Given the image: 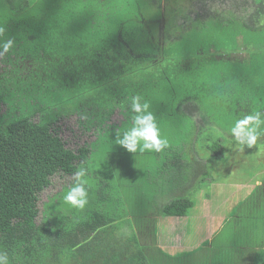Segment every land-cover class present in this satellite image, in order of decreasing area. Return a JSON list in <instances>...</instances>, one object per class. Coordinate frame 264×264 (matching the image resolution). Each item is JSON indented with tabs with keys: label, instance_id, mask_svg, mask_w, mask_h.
Segmentation results:
<instances>
[{
	"label": "trees",
	"instance_id": "16d2710c",
	"mask_svg": "<svg viewBox=\"0 0 264 264\" xmlns=\"http://www.w3.org/2000/svg\"><path fill=\"white\" fill-rule=\"evenodd\" d=\"M40 1L0 0L7 22L0 41H14L0 57V252L9 264L243 263L247 254L221 237L195 260L196 251L170 259L149 252L156 218L190 215V197L224 165L223 150L239 149L230 133L235 119L264 111V0H232L233 10L227 0H48L34 14ZM133 96L150 103L169 142L162 152L116 144L132 126ZM115 110L123 120L108 124ZM71 116L95 136L76 149L59 126ZM95 162L124 176L87 178L93 187L84 209L59 213L50 204L54 214L37 224L38 196L51 177H73ZM168 178L163 187L178 195L154 200ZM259 182L253 191L264 189ZM262 218L249 228L264 227ZM123 226L129 231L118 248ZM247 231L234 228L231 237ZM261 235L256 264L264 263Z\"/></svg>",
	"mask_w": 264,
	"mask_h": 264
},
{
	"label": "rangeland",
	"instance_id": "374dc122",
	"mask_svg": "<svg viewBox=\"0 0 264 264\" xmlns=\"http://www.w3.org/2000/svg\"><path fill=\"white\" fill-rule=\"evenodd\" d=\"M248 1L250 2L251 0ZM252 1L257 2L258 0ZM47 6H49L48 0H41L37 3L34 14H41L45 11ZM234 7H237V5H235L232 0H227L225 9L229 8L233 10ZM257 7L258 6L252 4L251 9L256 10ZM222 14L225 18H231L229 12L223 11ZM36 18L35 20L38 21L39 18L37 16ZM180 23L184 24L185 20L180 19ZM0 24H7L4 15L0 16ZM187 25L188 24H186V26ZM122 120L123 117L120 112L115 110L107 123L117 125ZM59 124L62 138L66 141L67 147L71 149H76L90 142L95 137L91 132H86L85 129L77 123L76 116L65 118ZM223 153V158L225 160L224 165L222 166L221 163H219L218 166L215 167L217 171L216 174H213L211 178L207 177V189H202L199 195L194 194L190 197L195 200V206L191 209L190 215L188 213L187 216L183 217L172 216L156 218L158 224V237L156 235L154 241L151 242L152 253L149 252V254H155V250L158 248L160 251L166 253L165 256L169 259L174 258L176 255L184 258V256H188V254L194 253L195 251L194 260L200 256L204 257L208 248V246L204 245L205 242L209 239L211 240L209 242H217L215 234L222 228L219 234L221 241L226 244L227 247L239 245L237 253L242 250L247 254V256H244L246 259L243 260V263L239 264H256L255 259L256 256H258L256 254L260 255V253H262L260 242H262L261 234H264V227L259 224V228L254 230L256 228L252 225L257 218L262 217V224L264 225V189H262V193L260 191H253L255 185L253 181H256V179L257 181H263L264 179V140L263 145L261 142L257 143L252 148L246 146L243 151L240 149L223 150ZM103 165L101 166L100 162L93 163L91 165L92 168L89 167L87 169L88 174L86 179L90 177L92 180L98 177L101 178V180H110V178L114 176L117 167L110 169L112 166H109L107 162H104ZM260 171L263 172V174L260 175ZM116 172V180L124 176L119 170ZM136 172L137 171L131 172L132 176ZM105 180L104 182H106ZM112 180H114V178ZM169 180L170 178L166 181L165 179L161 180V185L156 191L154 200H158L161 197H169L172 193L171 197L178 195L173 190L170 191L163 187L164 185L167 187ZM92 182L93 181L88 180V185H91V187H93ZM73 183V177L59 176L57 174L51 177V185L38 196L37 224L41 222L44 214H46V218L54 214L53 211H49L50 204L51 210H55L59 213L73 208L63 201V196ZM247 186L252 188H247ZM250 192H252L254 196L250 195ZM208 193L209 197H203ZM249 195L252 198H247ZM199 197H203V199H199ZM163 202L164 200L158 201L159 204ZM251 226L254 229H250L249 227ZM234 228H246L249 231L244 232L242 234L243 236L241 235V240L236 241L231 237ZM128 231L129 229L127 226H123L121 229L122 234L118 237V240H120V243L117 245L118 248H122L124 234H128ZM157 241L159 243H157ZM223 252L226 254L225 251ZM194 262L196 263V261Z\"/></svg>",
	"mask_w": 264,
	"mask_h": 264
},
{
	"label": "clouds",
	"instance_id": "9594fccd",
	"mask_svg": "<svg viewBox=\"0 0 264 264\" xmlns=\"http://www.w3.org/2000/svg\"><path fill=\"white\" fill-rule=\"evenodd\" d=\"M5 29L0 27V36ZM14 45L12 39L0 41V57L8 53ZM142 97L133 96L127 111L131 113L132 126L123 133H117L115 142L130 153L162 152L169 147L167 138H162L156 118L150 111V103ZM231 137L235 145L243 151L244 147L252 148L264 135V111H255L244 114L242 118L235 119L230 128ZM87 170L79 169L73 174L74 183L63 196L64 203L77 209H84L88 203ZM259 183V181H257ZM0 264H9L7 253L0 252Z\"/></svg>",
	"mask_w": 264,
	"mask_h": 264
},
{
	"label": "crops",
	"instance_id": "0c3cea01",
	"mask_svg": "<svg viewBox=\"0 0 264 264\" xmlns=\"http://www.w3.org/2000/svg\"><path fill=\"white\" fill-rule=\"evenodd\" d=\"M255 183V185L254 186H258V185H260L261 184V182H259V183H257V182H254ZM219 225H221V224H219ZM221 231H222V228L215 234V237L217 238V237H219V234L221 233ZM209 241H211L210 239L208 240V241H206V242H209ZM205 242V243H206ZM205 245V244H204ZM220 245H222V244H220ZM225 245V244H224ZM223 245V246H224ZM208 246V249H209V252H210V247H211V244L210 245H207ZM208 249H207V252H208ZM197 250V249H196ZM208 264H209V262H208Z\"/></svg>",
	"mask_w": 264,
	"mask_h": 264
}]
</instances>
